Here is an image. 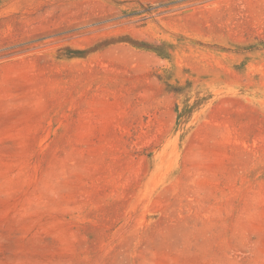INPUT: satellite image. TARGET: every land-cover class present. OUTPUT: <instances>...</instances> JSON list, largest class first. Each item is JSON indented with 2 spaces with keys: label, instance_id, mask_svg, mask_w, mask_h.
Returning <instances> with one entry per match:
<instances>
[{
  "label": "rangeland",
  "instance_id": "1",
  "mask_svg": "<svg viewBox=\"0 0 264 264\" xmlns=\"http://www.w3.org/2000/svg\"><path fill=\"white\" fill-rule=\"evenodd\" d=\"M0 264H264V0H0Z\"/></svg>",
  "mask_w": 264,
  "mask_h": 264
}]
</instances>
